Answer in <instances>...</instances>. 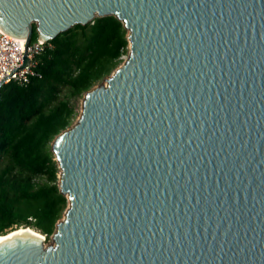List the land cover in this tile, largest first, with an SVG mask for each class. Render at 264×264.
Instances as JSON below:
<instances>
[{"label":"water","instance_id":"1","mask_svg":"<svg viewBox=\"0 0 264 264\" xmlns=\"http://www.w3.org/2000/svg\"><path fill=\"white\" fill-rule=\"evenodd\" d=\"M107 16L130 51L53 142L65 217L0 264H264V0H0L28 44Z\"/></svg>","mask_w":264,"mask_h":264},{"label":"trees","instance_id":"2","mask_svg":"<svg viewBox=\"0 0 264 264\" xmlns=\"http://www.w3.org/2000/svg\"><path fill=\"white\" fill-rule=\"evenodd\" d=\"M50 43L40 57L41 78L0 89V236L24 227L54 234L69 202L58 183L53 142L73 124L72 99L119 66L128 30L116 16L97 17Z\"/></svg>","mask_w":264,"mask_h":264},{"label":"built area","instance_id":"3","mask_svg":"<svg viewBox=\"0 0 264 264\" xmlns=\"http://www.w3.org/2000/svg\"><path fill=\"white\" fill-rule=\"evenodd\" d=\"M51 48L50 41L38 37L28 44L27 39L15 38L0 29V85H23L41 78L40 57Z\"/></svg>","mask_w":264,"mask_h":264},{"label":"rangeland","instance_id":"4","mask_svg":"<svg viewBox=\"0 0 264 264\" xmlns=\"http://www.w3.org/2000/svg\"><path fill=\"white\" fill-rule=\"evenodd\" d=\"M129 51H130V42H129V45H128V52H127V54H125V55H123L122 56V60H121V63L119 64V66L118 67H120L123 63H124V61H125V59L128 57V54H129ZM117 67V68H118ZM116 68V69H117ZM115 69V70H116ZM115 70L112 72V74L115 72ZM111 74V75H112ZM109 77V76H108ZM108 77H106V78H104L102 81H100L98 84H96L95 86H94V88H96L97 86H99V85H101V84H103V83H105L106 82V79L108 78ZM85 95H86V93L83 95V96H81V97H77V98H74V99H72V101H73V104H74V107H75V112H76V115L74 116V118H73V124L70 126V127H72L73 125H75L76 123H77V121H78V119L80 118V116H81V114H82V111H83V102H84V98H85ZM69 127V128H70ZM55 160H56V158H55ZM60 176H61V169H60V166H59V164H58V180H59V186H60ZM68 206H69V203H68ZM68 206H67V209H68ZM67 209L65 210V212H64V215H63V217L61 218V220H63V218L65 217V214H66V211H67ZM60 220V221H61ZM59 221V222H60ZM35 230V229H34ZM37 231V230H36ZM39 232V231H38ZM40 233V232H39ZM42 236H44L45 237V245L46 246H49V245H51L52 244V236L51 237H47L46 235H44V234H42V233H40Z\"/></svg>","mask_w":264,"mask_h":264},{"label":"bare ground","instance_id":"5","mask_svg":"<svg viewBox=\"0 0 264 264\" xmlns=\"http://www.w3.org/2000/svg\"><path fill=\"white\" fill-rule=\"evenodd\" d=\"M27 235L42 239L45 243V240H46L45 237L42 236L38 231L30 227L19 228V229L11 231L10 233L6 235L0 236V243L16 238V237H22V236H27Z\"/></svg>","mask_w":264,"mask_h":264}]
</instances>
